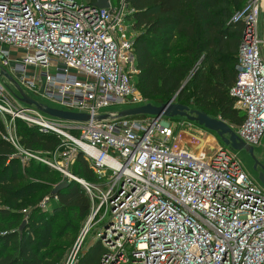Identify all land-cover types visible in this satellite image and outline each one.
<instances>
[{
	"label": "built area",
	"instance_id": "obj_1",
	"mask_svg": "<svg viewBox=\"0 0 264 264\" xmlns=\"http://www.w3.org/2000/svg\"><path fill=\"white\" fill-rule=\"evenodd\" d=\"M129 14L124 0L109 1L107 9L89 0H0V72L57 110L87 116L82 122L48 117L23 104L0 75L4 139L21 163L41 162L91 200L64 264L77 262L90 223L105 218L95 233L104 251L100 264H264V187L225 149L210 142L207 153L210 132L163 115L103 113L147 105L135 85ZM231 22L244 25L229 90L244 122L230 127L246 146L264 149V0H248ZM16 121L55 135L59 146L37 158L20 146ZM78 156L94 182L71 173Z\"/></svg>",
	"mask_w": 264,
	"mask_h": 264
},
{
	"label": "trees",
	"instance_id": "obj_2",
	"mask_svg": "<svg viewBox=\"0 0 264 264\" xmlns=\"http://www.w3.org/2000/svg\"><path fill=\"white\" fill-rule=\"evenodd\" d=\"M109 1L118 4L121 0ZM247 1L124 0L130 12L127 23L136 34L132 40L138 72L135 85L147 104L159 107L175 98L177 104L231 127L244 122L229 90L236 81L244 32V25L231 19ZM15 135L23 149L34 155L37 150L44 152V159L60 144L55 135H44L22 121H16ZM5 136L6 125L0 118V264H60L64 250L54 246L56 217L42 209L39 202L44 196L39 204L34 197L47 193L55 210L66 211L78 225L89 217L91 200L73 181L51 196L54 187L63 182L61 174L33 159L22 164ZM71 173L95 181L82 156L77 157ZM23 206L30 210L24 211L27 207ZM103 253L101 244L95 242L80 253L75 264H100Z\"/></svg>",
	"mask_w": 264,
	"mask_h": 264
},
{
	"label": "water",
	"instance_id": "obj_3",
	"mask_svg": "<svg viewBox=\"0 0 264 264\" xmlns=\"http://www.w3.org/2000/svg\"><path fill=\"white\" fill-rule=\"evenodd\" d=\"M93 6L99 9H107L109 7V0H94ZM0 75L14 86V88L19 94V100L26 106L34 107L39 112L43 113L48 117H52L63 121L82 122L87 120V116L85 115H79V114L64 112L57 109H52L46 105L36 102L22 91V89L18 86V84L16 83V81L12 76H10L4 71H1ZM147 115L153 117L163 115L166 118L180 117L189 123L198 125L199 127L207 130L210 133H215L224 145L229 146L233 150L235 151H240L243 149L246 150V152L250 155V157L254 161V168H253L254 171L260 169V172L258 173V180L262 185H264V166H261L257 161V159L254 157L253 148L248 147L243 142H241L236 137L231 127L225 122L219 119L211 118L205 113L196 110H190L188 107L182 106L177 103L175 104L173 103L170 105H163L159 107L153 106L151 104H147L142 107L125 110L119 114L120 117H124L128 119L142 118ZM69 185L70 182H65V181L61 182L60 184L54 187V189L51 192V196H57V194L61 190L67 188Z\"/></svg>",
	"mask_w": 264,
	"mask_h": 264
},
{
	"label": "rangeland",
	"instance_id": "obj_4",
	"mask_svg": "<svg viewBox=\"0 0 264 264\" xmlns=\"http://www.w3.org/2000/svg\"><path fill=\"white\" fill-rule=\"evenodd\" d=\"M78 2H87V0H76ZM115 2V1H112ZM129 33L130 36L132 38L135 37V32L131 29V27L129 26ZM24 92L29 95L32 99H34L35 101H37L40 104L46 105L52 109H59L58 106L53 105L49 102L46 101H41L36 95H34L33 93L27 91L26 89H24ZM133 107L130 106H113L110 107L108 109H106L105 111H103V113L106 112H118L121 113L125 110H129ZM190 107V110L194 109ZM218 119V118H217ZM164 120H166L167 122L171 123L174 121H181L184 120L180 117H174V118H166L164 117ZM220 120V119H219ZM186 121V120H185ZM195 127L203 129L201 127H199L196 124H193ZM25 126H28L27 124H25ZM235 127V126H233ZM13 132V130H11ZM197 135V134H196ZM198 138H201V135H197ZM205 138L208 139V144L205 146L207 153H209V151L212 150V147L210 146V142L211 144H214L216 147L218 148H222L225 149L227 152H229L234 160L239 161L244 170L246 171V173L257 183H259L262 187H264V185H262L260 183V181L258 180V173L260 172V169H258L257 171H254V161L252 160V158L250 157V155L246 152V150H240V151H235L232 148H230L229 146L224 145L221 140L217 137V135L215 133H210L208 136H205ZM207 141V140H206ZM263 142H264V138H263ZM215 147V148H216ZM253 154L254 157L257 159V161L259 162V164L261 166H264V149L261 145L259 146H255L253 148ZM35 156H37V158H43L44 157V152H41L39 150L36 151ZM37 162V161H36ZM72 169V168H71ZM71 171V170H70ZM60 177V175L58 176ZM58 180H61V177L58 178ZM44 194V195H43ZM45 194L47 193H40L38 195H36L34 197V202L37 204L40 200V198L42 196H44L45 198H47L48 196H45ZM42 197V201H40V205L42 207V203L45 200V198ZM44 198V199H43ZM49 199V198H48ZM39 200V201H38ZM38 201V202H37ZM49 201V206L46 207H42L43 210H45L47 212L48 216H55L56 217V222L54 224L55 227V234H56V239L57 241L54 243V246H58L60 248H62V250H64V256L62 261L60 262V264H63L65 257H67V253L73 248V246L75 245V243L78 241L79 236H81L82 231L84 229V225L87 222V220L84 223H80L79 225L76 224L73 220L70 219V215L66 212V211H62V210H55L54 208V202L53 200H48ZM38 203V204H39ZM27 207V206H23L22 208ZM30 210L28 207L25 208L24 211H28ZM108 218H105L102 222L95 224V220L93 222H91L90 226H93V228H91L89 230V232L87 233V235L84 237L82 244H81V248L80 250L83 252H86V250L92 246L95 242H97L95 240V233L104 226V224L107 222ZM68 226V231H66V227ZM76 229H77V233H76ZM65 263V262H64Z\"/></svg>",
	"mask_w": 264,
	"mask_h": 264
}]
</instances>
